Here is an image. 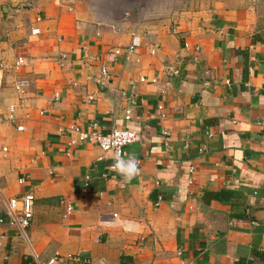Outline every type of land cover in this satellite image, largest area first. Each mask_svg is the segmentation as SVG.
Wrapping results in <instances>:
<instances>
[{
  "label": "crops",
  "instance_id": "1",
  "mask_svg": "<svg viewBox=\"0 0 264 264\" xmlns=\"http://www.w3.org/2000/svg\"><path fill=\"white\" fill-rule=\"evenodd\" d=\"M0 63V264H264V0H0ZM93 123L140 135L115 170Z\"/></svg>",
  "mask_w": 264,
  "mask_h": 264
},
{
  "label": "built area",
  "instance_id": "2",
  "mask_svg": "<svg viewBox=\"0 0 264 264\" xmlns=\"http://www.w3.org/2000/svg\"><path fill=\"white\" fill-rule=\"evenodd\" d=\"M31 33L36 35L39 33V29L33 28ZM134 52L135 46L130 44L125 50V59H129ZM113 53L118 54L120 50L116 48ZM24 61V57L18 56L14 61V68L17 69ZM2 66V63H0V68ZM177 72L178 71L173 68L166 71L167 74H176ZM101 75L102 77L107 75V70L104 67L101 70ZM140 80L143 81L145 78L142 77ZM153 81H155V79H153ZM226 82L229 83L227 80ZM27 87L28 81L26 79H18L14 83L15 92L20 95L21 103H23L22 95L25 93ZM13 109V107L10 108V113L7 118L10 121L14 120ZM125 118H130V110L127 111ZM91 127L89 131L74 128L78 134V140L97 144L102 150V156L100 158L108 156L111 160L110 169L113 170L119 166L125 148L140 140L139 133L129 128L114 127L108 134H103L96 123H93ZM2 150L5 151L6 148H2ZM19 181L23 183L25 181L24 177H20ZM33 203L34 194L32 192L24 193L21 196H12L2 199L4 217L0 219V223L7 220V223L14 227L21 237L25 238L26 229L30 226L33 216ZM262 250H264V248ZM33 264H91V262L80 253H68L65 255L56 253L44 262L34 259Z\"/></svg>",
  "mask_w": 264,
  "mask_h": 264
},
{
  "label": "trees",
  "instance_id": "3",
  "mask_svg": "<svg viewBox=\"0 0 264 264\" xmlns=\"http://www.w3.org/2000/svg\"><path fill=\"white\" fill-rule=\"evenodd\" d=\"M210 194V193H209ZM222 193H220V194H218V193H215V194H210L211 196H213L215 199L216 198H219L220 199V197H219V195H221Z\"/></svg>",
  "mask_w": 264,
  "mask_h": 264
}]
</instances>
